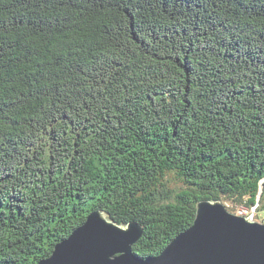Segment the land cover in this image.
I'll return each mask as SVG.
<instances>
[{"label":"trees","instance_id":"trees-1","mask_svg":"<svg viewBox=\"0 0 264 264\" xmlns=\"http://www.w3.org/2000/svg\"><path fill=\"white\" fill-rule=\"evenodd\" d=\"M202 200L264 220V0H0V264L94 210L158 255Z\"/></svg>","mask_w":264,"mask_h":264},{"label":"water","instance_id":"water-1","mask_svg":"<svg viewBox=\"0 0 264 264\" xmlns=\"http://www.w3.org/2000/svg\"><path fill=\"white\" fill-rule=\"evenodd\" d=\"M143 233L138 221L118 224L94 210L37 264H264V222L233 212L222 200L198 202L194 223L158 255L134 253Z\"/></svg>","mask_w":264,"mask_h":264},{"label":"rangeland","instance_id":"rangeland-1","mask_svg":"<svg viewBox=\"0 0 264 264\" xmlns=\"http://www.w3.org/2000/svg\"><path fill=\"white\" fill-rule=\"evenodd\" d=\"M237 214L247 215V210H242L240 213H237ZM249 217H252L254 219V215L253 214H251ZM254 220H256V219H254ZM256 221L264 222V220H260V219L259 220H256Z\"/></svg>","mask_w":264,"mask_h":264},{"label":"bare ground","instance_id":"bare-ground-1","mask_svg":"<svg viewBox=\"0 0 264 264\" xmlns=\"http://www.w3.org/2000/svg\"><path fill=\"white\" fill-rule=\"evenodd\" d=\"M244 214V213H243Z\"/></svg>","mask_w":264,"mask_h":264}]
</instances>
